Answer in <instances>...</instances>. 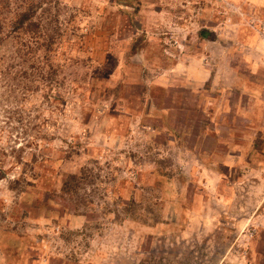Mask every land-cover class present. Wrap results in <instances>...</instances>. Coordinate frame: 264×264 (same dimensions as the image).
<instances>
[{
	"label": "rangeland",
	"instance_id": "rangeland-1",
	"mask_svg": "<svg viewBox=\"0 0 264 264\" xmlns=\"http://www.w3.org/2000/svg\"><path fill=\"white\" fill-rule=\"evenodd\" d=\"M0 264H264V0H0Z\"/></svg>",
	"mask_w": 264,
	"mask_h": 264
}]
</instances>
